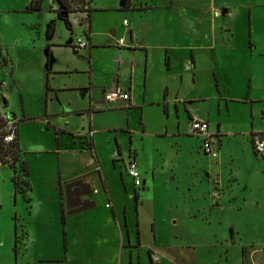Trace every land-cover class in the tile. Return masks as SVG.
<instances>
[{
  "label": "crops",
  "instance_id": "obj_1",
  "mask_svg": "<svg viewBox=\"0 0 264 264\" xmlns=\"http://www.w3.org/2000/svg\"><path fill=\"white\" fill-rule=\"evenodd\" d=\"M34 1L24 0L17 6L11 1V7L2 11L12 25L11 18L17 14L28 16L17 27V39L11 42L0 23V80L8 84L7 92L14 102L11 104L7 98L8 109L20 121V159L27 166L29 193L35 180L42 178L43 184L52 180L60 194L59 212L66 222L69 210L62 188L78 180L95 191L84 200L96 202L94 208H98L99 196L104 194L111 204L106 207L113 210L118 222L114 207L118 201L114 191L118 186L113 182L116 180L126 195L133 198L129 189L134 185L127 184L128 179L132 180L126 168L130 157L140 170L143 159L162 156L163 142L160 149L153 151V142L149 140L154 138H171L179 144L178 153H182L185 137H191L199 141V151L204 152L203 139L190 130L194 119L209 123L214 140L220 142L218 150L224 137L249 136L252 140L255 132L264 130V0H258L255 6L253 0H122L121 6L108 2L100 7L91 0L85 8L69 14L59 0H40V10L28 11ZM48 3L52 13L62 21L68 15L72 28L66 25L69 35L65 40L59 37L57 24L44 30L31 17L44 13ZM88 7L93 10L91 13ZM116 13L123 20L114 21L112 14ZM72 16L85 20L79 30L76 25L80 21ZM125 19L130 21L128 27ZM80 36L85 37L89 46L76 52L74 46ZM120 38L125 39L122 49L117 46ZM20 73L30 78L31 83L20 78ZM114 80L128 90L131 101H105ZM157 110L162 112L160 119L154 117ZM42 136L51 138L52 144L44 143ZM124 136L129 139L128 147ZM106 137H114L117 143L109 166L102 156V140ZM69 152L82 157L90 155V161L68 170L64 157ZM33 158L40 168L33 166ZM151 170L153 179L149 182L143 180L140 170L145 182L142 192L148 186L151 189L156 181L155 166ZM13 183L17 196L20 193L14 180ZM25 199L28 202L29 196ZM139 208L137 205V211ZM88 211L70 216L82 218ZM127 214L125 208L121 217L128 228ZM171 222L176 225L178 219L174 217ZM154 233L157 236V227ZM128 234L129 243L122 242V246L130 253V264H135L136 252L141 258L140 229L137 242L132 241L129 228ZM231 235L242 256L244 251L248 254V263L241 258V264H264V260L255 258L263 251L261 243L259 249L238 245L237 235L239 238L241 232L233 225ZM17 241L18 238L15 240L18 247ZM6 247L0 244V264H13V253ZM27 250L28 245L24 253ZM149 251H153L151 264H155V252ZM24 253L27 259V252ZM138 264H142L141 259Z\"/></svg>",
  "mask_w": 264,
  "mask_h": 264
},
{
  "label": "rangeland",
  "instance_id": "obj_2",
  "mask_svg": "<svg viewBox=\"0 0 264 264\" xmlns=\"http://www.w3.org/2000/svg\"><path fill=\"white\" fill-rule=\"evenodd\" d=\"M11 1L16 6L24 3V0H0V23L9 42L17 39V27L28 16L17 14L11 18L12 25L8 16L2 12L11 7ZM257 1L253 0L254 6ZM95 2L99 7L108 2L121 6L122 0ZM48 4L44 13L31 17L44 30L57 24L59 37L65 40V36L69 35L66 24L59 15L52 13L51 4ZM71 18L80 21L76 25L78 30L79 26H84L82 16ZM112 19L123 20L119 13L112 14ZM19 77L27 84L31 83L30 78L27 79L23 73ZM46 85L47 81H44ZM5 95L10 101L7 91ZM204 110L207 111L208 107ZM14 111H17L16 107ZM161 114L157 110L154 117L160 119ZM42 137L48 146L52 144L49 143L51 138ZM123 138L128 147L129 139L125 136ZM103 140L102 156L109 166L112 163L113 147L117 149V143L114 137ZM185 141L184 151L178 153L179 144L171 138L149 140L153 142V151L160 149L161 142L163 149L162 156L156 154L148 160H142L143 167L141 165L140 170L143 180L149 182L153 179L151 169L154 166L156 168V181L151 189L148 186L146 192H142L141 188L134 189L133 179H128L127 184L134 189H129L132 198L111 177L115 180L113 184L118 186L114 191L118 199L114 202L119 215L118 222L113 210L106 207L111 204L104 194L99 196L98 208L89 210L82 218L78 215L71 217L67 213V222H64L57 201L60 194L52 180L46 184H43L42 178L35 180L31 193L21 192L16 196L14 167L3 165L0 168V244L4 243L6 250L12 251L13 264H85L91 260L93 264H130V253L122 246V242L129 243V228L133 242L138 241L139 229L141 233V258L136 252L135 264H138L139 259L142 264H151L149 249L155 252V264H241V258L248 263V254L244 251L242 256L241 248L233 244V225L241 232L239 238L237 235L238 245H253L259 249L257 247L261 243L263 251L255 258L264 260V156L254 151L249 136L224 137L221 150H218L220 142L216 138L217 157H207L199 151L198 140L185 137ZM166 150L167 155L164 153ZM90 158V155L82 157L69 152L64 157V166L74 170L85 166ZM32 164L35 168L41 167L38 160L32 161ZM62 192L66 201L64 188ZM137 194L140 197L139 203L136 202ZM28 196L27 202L25 198ZM137 205H140L139 211ZM125 208L128 209V228L125 218L121 217ZM174 217L178 219L176 225L171 222ZM156 227L157 236L154 233ZM17 238L18 251L15 250ZM70 239L76 242L71 243ZM27 245L25 253L28 258L24 259L22 254ZM56 260L60 262H54Z\"/></svg>",
  "mask_w": 264,
  "mask_h": 264
},
{
  "label": "built area",
  "instance_id": "obj_3",
  "mask_svg": "<svg viewBox=\"0 0 264 264\" xmlns=\"http://www.w3.org/2000/svg\"><path fill=\"white\" fill-rule=\"evenodd\" d=\"M90 3V1H88ZM89 9V7H88ZM124 24L128 27L130 25L129 19H125ZM89 44L84 36H80L74 46V50L79 52L88 48ZM117 46L122 49L125 47V39L120 38ZM119 63L123 61L120 59ZM8 84L0 80V166L8 165L14 168H20L22 163L20 159L19 147V127L20 121L8 109L7 91ZM105 101L108 103L129 102L131 95L120 83V81H112L110 87L105 95ZM264 122V114L262 116ZM190 130L193 135L203 139V150L207 156L217 157L218 151L216 149V141L214 135L210 132V125L207 121L202 119H194L190 123ZM254 149L257 154L264 156V130L257 131L252 135ZM127 173L133 179L136 188L143 187L142 175L139 170L138 163L133 157H130L127 163Z\"/></svg>",
  "mask_w": 264,
  "mask_h": 264
},
{
  "label": "trees",
  "instance_id": "obj_4",
  "mask_svg": "<svg viewBox=\"0 0 264 264\" xmlns=\"http://www.w3.org/2000/svg\"><path fill=\"white\" fill-rule=\"evenodd\" d=\"M59 1H60L62 7L64 8V10L66 11L67 14L79 11L82 8H85L87 4H89L88 1L91 2V0H71L72 3L69 0H59ZM40 8H41V1L36 0V1L32 2V4L28 7L27 10L28 11H35V10H40ZM90 9L91 8L89 7L88 10H90ZM91 11H93V10H90V13H91ZM67 16L62 17V18L64 19L67 27L71 29L72 25H71V22ZM13 169L15 172L13 180L16 184L17 191L19 193L22 192L23 194H25L26 192L29 193L31 191V187H30V184H29L28 178H27L28 177V170H27L26 163H22V165L19 169L18 168H13ZM136 199H137V201H139L138 195L136 196ZM63 219H64V222H66L65 216L63 217ZM17 248L18 247L16 246V251H17ZM152 254H153V251H149L151 261H153L152 256H151Z\"/></svg>",
  "mask_w": 264,
  "mask_h": 264
},
{
  "label": "water",
  "instance_id": "obj_5",
  "mask_svg": "<svg viewBox=\"0 0 264 264\" xmlns=\"http://www.w3.org/2000/svg\"><path fill=\"white\" fill-rule=\"evenodd\" d=\"M145 182H143V186ZM95 194L91 185L82 180L74 181L66 185L65 197L69 214H78L96 207V202L84 198Z\"/></svg>",
  "mask_w": 264,
  "mask_h": 264
},
{
  "label": "flooded vegetation",
  "instance_id": "obj_6",
  "mask_svg": "<svg viewBox=\"0 0 264 264\" xmlns=\"http://www.w3.org/2000/svg\"><path fill=\"white\" fill-rule=\"evenodd\" d=\"M67 206V205H66Z\"/></svg>",
  "mask_w": 264,
  "mask_h": 264
}]
</instances>
